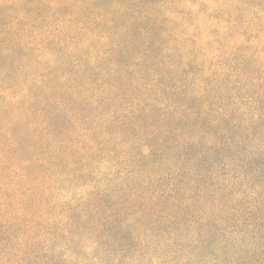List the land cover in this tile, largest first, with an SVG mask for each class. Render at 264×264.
I'll list each match as a JSON object with an SVG mask.
<instances>
[{
	"label": "trees",
	"instance_id": "1",
	"mask_svg": "<svg viewBox=\"0 0 264 264\" xmlns=\"http://www.w3.org/2000/svg\"><path fill=\"white\" fill-rule=\"evenodd\" d=\"M181 262L264 264V0H0V264Z\"/></svg>",
	"mask_w": 264,
	"mask_h": 264
},
{
	"label": "rangeland",
	"instance_id": "2",
	"mask_svg": "<svg viewBox=\"0 0 264 264\" xmlns=\"http://www.w3.org/2000/svg\"><path fill=\"white\" fill-rule=\"evenodd\" d=\"M167 258H170V256H167ZM179 264H184V262H181V263H179Z\"/></svg>",
	"mask_w": 264,
	"mask_h": 264
}]
</instances>
